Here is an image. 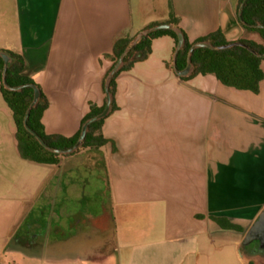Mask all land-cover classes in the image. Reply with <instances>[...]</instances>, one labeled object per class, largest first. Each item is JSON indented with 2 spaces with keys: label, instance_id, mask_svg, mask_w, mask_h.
<instances>
[{
  "label": "crops",
  "instance_id": "0c3cea01",
  "mask_svg": "<svg viewBox=\"0 0 264 264\" xmlns=\"http://www.w3.org/2000/svg\"><path fill=\"white\" fill-rule=\"evenodd\" d=\"M239 5L0 0V51L22 56L23 74L46 96L45 132L71 138L90 104L106 102L116 40L174 16L191 43L218 31L229 42H260L242 27ZM176 46L170 36L152 40L149 57L116 79L117 109L102 128L106 207L73 194L83 186L72 180L74 155L56 164L21 157L0 90V264L9 255L17 264H249L241 245L264 211V77L257 93L214 75L182 78ZM20 237L25 248L15 245Z\"/></svg>",
  "mask_w": 264,
  "mask_h": 264
},
{
  "label": "trees",
  "instance_id": "16d2710c",
  "mask_svg": "<svg viewBox=\"0 0 264 264\" xmlns=\"http://www.w3.org/2000/svg\"><path fill=\"white\" fill-rule=\"evenodd\" d=\"M244 0H240V5ZM239 11V10H238ZM240 19V18H239ZM242 27L247 33H255L260 37V42L250 39H240L238 42L244 43L259 54H264V28L257 27L258 24L264 25V0H248L243 8L242 17L240 19ZM161 24H172L179 27V20L172 16L167 22L153 23L146 29L155 27ZM185 35V34H184ZM161 36H170L178 42L177 35L172 30H159L148 35L146 39L141 40L135 47H133L124 59V64L120 71L116 74L110 84V92L113 97L111 112L117 109L115 94H116V79L120 73L132 69L135 63L146 60L151 54L152 40ZM185 46L179 51L177 56V68L183 70L187 66L188 53L191 47L198 42L209 41L214 46H224L232 42L227 41L221 31L203 37L191 43L185 35ZM133 37H124L115 41L112 52L106 55V58L112 62L111 67L108 69L105 78L118 62L124 51L132 44ZM11 58L12 63L7 70V83L11 87H24L20 92H13L7 90L2 83L4 60L0 57V90L5 102L13 112L14 121L16 124V139L18 143V151L21 157L28 161H33L41 164H56L59 157L46 150L37 139L29 133L24 125V118L26 112L33 101L34 90L31 85H37L31 78L23 74L24 61L22 56L15 53L7 52ZM263 58L257 57L247 49L235 46L226 50H211L208 48H199L193 52L192 63L194 65V72L185 79H190L197 75H214L223 85L233 87L238 90H247L254 93L259 91V84L262 81L264 74L260 68V63ZM41 90V89H40ZM106 103V102H105ZM49 102L41 91V97L38 105L32 109L28 119L29 127L35 131L45 142L52 148L56 149H69L73 147L80 135L83 124L89 119L103 112L105 104L97 107L90 104V111L82 121V125L77 134L71 138L60 135H48L45 132L43 124V115L48 108ZM104 120H100L92 124L88 130L86 138L82 146L73 154V156L81 151H89L95 155H99V167L104 172L106 171L104 162L101 156V148L108 143V140L103 135ZM65 157V156H64ZM106 180V179H105ZM236 227H234L235 229ZM249 264H255L250 262Z\"/></svg>",
  "mask_w": 264,
  "mask_h": 264
},
{
  "label": "water",
  "instance_id": "95a60500",
  "mask_svg": "<svg viewBox=\"0 0 264 264\" xmlns=\"http://www.w3.org/2000/svg\"><path fill=\"white\" fill-rule=\"evenodd\" d=\"M248 0H244V2L241 4L240 9H239V18L241 19L242 17V11L244 8L245 3ZM257 27L259 28H264V25L258 24ZM159 30H172L173 32L176 33L177 35V46H176V50H175V54H174V70L176 72L177 75H179L182 78H186L189 77L190 75L193 74L194 72V65L192 63V55L193 52L196 49L199 48H208L211 50H226L229 48H233L235 46H240L243 47L245 49H247L248 51H250L251 53H253L254 55H256L257 57L263 58L264 59V54L261 55L259 54L256 50H254L253 48H251L250 46L241 43V42H232L228 45H224V46H214L211 42L209 41H202V42H198L195 43L189 53H188V58H187V66L185 69L183 70H179L177 68V56L179 51H181L184 46H185V35L184 32L178 28L173 26L172 24H161V25H157L155 27L149 28L144 30L143 32L139 33L137 35V37L133 40L132 44L124 51V53L121 55V57L119 58L118 62L115 64V66L112 68V70L108 73L107 77L105 78V84H104V89H105V95H106V103H105V108L103 110L102 113L89 118L82 126L81 128V135L77 141V143L69 148V149H56V148H52L50 147L48 144H46V142L35 132L33 131L29 125H28V119L30 117V113L32 111V109H34L40 100L41 97V90L40 87L38 85H31V87L34 90V98L32 103L30 104L25 118H24V125L26 130L31 133L36 139L37 141L48 151L55 153L57 155H71L73 153H75L83 144L86 135L88 133V130L90 128V126L100 120L105 119L110 113H111V107H112V101H113V97L112 94L110 92V84L112 82V80L114 79V77L116 76V74L120 71V69L122 68L123 64H124V59L127 56V54L130 52V50L135 47L141 40L146 39L148 37L149 34L153 33V32H157ZM0 57L4 60V70H3V77H2V83L3 86L9 90V91H13V92H20L23 90L24 87H11L8 83H7V70L8 67L10 66V64L12 63V58L11 56L5 52V51H0ZM45 228V226H43V229ZM264 230V211L262 212V214L258 217V219L254 222L253 226L251 227L250 231L248 232V236L246 238V242H248L250 239H252V237L254 235H256L259 231Z\"/></svg>",
  "mask_w": 264,
  "mask_h": 264
},
{
  "label": "rangeland",
  "instance_id": "374dc122",
  "mask_svg": "<svg viewBox=\"0 0 264 264\" xmlns=\"http://www.w3.org/2000/svg\"><path fill=\"white\" fill-rule=\"evenodd\" d=\"M250 36L260 39L258 34L250 33ZM100 156L95 155L89 151H81L78 154L74 155L71 160V166L73 170V183L74 184H83L81 187H74L73 194L77 195L82 191L83 195L87 197V206L90 207H101L107 206L110 203V193L107 186V175L106 171L104 172L99 167ZM106 179V180H105ZM58 194L59 190H63L60 185L55 189ZM46 191L49 194H52L54 191V185L48 187ZM81 205L76 203H70L69 207L78 208ZM86 206V204L84 205ZM10 264H17L15 257L8 256Z\"/></svg>",
  "mask_w": 264,
  "mask_h": 264
},
{
  "label": "flooded vegetation",
  "instance_id": "af4514ba",
  "mask_svg": "<svg viewBox=\"0 0 264 264\" xmlns=\"http://www.w3.org/2000/svg\"><path fill=\"white\" fill-rule=\"evenodd\" d=\"M251 229V228H250ZM244 236L241 252L242 254L255 264H258L257 261L264 264V230L259 231L256 235L252 237L248 242H246V238L248 236V232ZM26 237H20L19 240H15V245H21L23 248L26 247ZM249 262V263H250Z\"/></svg>",
  "mask_w": 264,
  "mask_h": 264
}]
</instances>
